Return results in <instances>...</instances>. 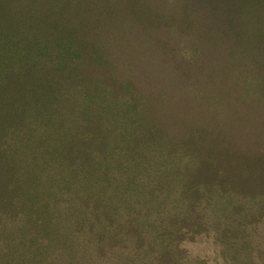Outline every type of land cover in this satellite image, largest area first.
Instances as JSON below:
<instances>
[{
	"label": "trees",
	"instance_id": "16d2710c",
	"mask_svg": "<svg viewBox=\"0 0 264 264\" xmlns=\"http://www.w3.org/2000/svg\"><path fill=\"white\" fill-rule=\"evenodd\" d=\"M264 264V0H0V264Z\"/></svg>",
	"mask_w": 264,
	"mask_h": 264
},
{
	"label": "rangeland",
	"instance_id": "374dc122",
	"mask_svg": "<svg viewBox=\"0 0 264 264\" xmlns=\"http://www.w3.org/2000/svg\"><path fill=\"white\" fill-rule=\"evenodd\" d=\"M185 249L187 259H204L206 264H218L209 236L196 235L193 240L186 239L180 244Z\"/></svg>",
	"mask_w": 264,
	"mask_h": 264
}]
</instances>
